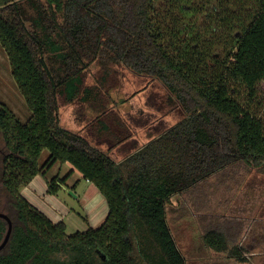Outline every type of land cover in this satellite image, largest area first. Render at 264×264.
Instances as JSON below:
<instances>
[{
  "label": "trees",
  "instance_id": "trees-1",
  "mask_svg": "<svg viewBox=\"0 0 264 264\" xmlns=\"http://www.w3.org/2000/svg\"><path fill=\"white\" fill-rule=\"evenodd\" d=\"M37 13L33 24L43 28L41 36L27 27L17 0L0 2V43L32 112L22 123L0 104V211L12 222L0 264H187L167 219L169 200L200 184L217 194L229 178L225 170L237 163L264 171V99L258 94L264 0H42ZM45 47L66 64L60 79L47 65ZM90 60L125 66L148 77L147 84L159 81L171 110L185 115L117 162L111 147H96L60 121L61 102L77 100L98 112L92 118L100 125L97 139L115 138L101 119L107 109L99 86L84 84ZM45 148L49 156L40 162ZM55 162H69L105 198L108 214L98 227L66 235L64 222H52L21 195L22 186ZM58 180L47 179L50 193ZM214 214L202 241L244 260V249L226 237ZM6 229L0 218V241Z\"/></svg>",
  "mask_w": 264,
  "mask_h": 264
},
{
  "label": "rangeland",
  "instance_id": "rangeland-1",
  "mask_svg": "<svg viewBox=\"0 0 264 264\" xmlns=\"http://www.w3.org/2000/svg\"><path fill=\"white\" fill-rule=\"evenodd\" d=\"M17 4L26 19L27 27L31 30H36L41 36L44 32L43 28L41 29L40 25H34L33 19L38 15L37 11L42 4V0H17ZM45 24L46 22L43 20L41 25L44 26ZM50 33L52 38L60 44V51H67V45L61 37L53 31H50ZM44 57L53 76L57 79L63 77L67 71L66 64L63 63L56 53L52 52L49 47H45ZM82 63H87V59H83ZM147 78L132 73L125 66L117 67L113 63H102L97 60H90L87 68L84 69V84H97L104 98L107 116H102V121L110 125L114 133L119 134V129L123 128V126L118 124L117 121H121L122 124L124 123L125 128L128 126L130 135L127 137V140L130 137L132 139L135 138V141L131 142V146L135 145L139 147L142 142H145L150 136H153L157 130H163L166 124H173L185 115L182 109L175 108L171 110L166 101L169 93L159 81L153 80L147 84ZM258 94L264 99V81L259 83ZM0 104L11 110L15 117L22 123H26L32 117V112L28 108L24 96L12 77L9 59L1 43ZM97 114L98 112L77 100L73 103H65L62 101L59 110V117L63 127L80 132L93 145L104 150L106 146L96 142L98 140L97 134L90 137L89 130L87 131L85 128L82 131V129L78 128L80 127V123L79 125L76 124L78 120L82 122L81 119L83 118L84 125L92 130L97 127L96 122L92 120ZM262 119L264 120V110L262 112ZM125 131L121 133L120 137L124 136ZM2 138L0 132V172L3 165L2 156L5 153V145ZM124 150H126V147L115 149V152L112 154L113 158L118 160L127 155V151ZM131 151L128 152L130 153ZM48 156L49 150L46 148L43 149L40 155V162H45ZM66 163L70 164L69 162ZM61 164L63 163L55 162L52 164L46 170V178H50L57 173L59 175L67 174L69 170L66 171L65 166H68V164ZM258 172L264 175V171L258 170ZM76 173L78 172L76 171ZM253 173L254 170L249 168V166L237 163L225 170L224 174L229 176V178L224 180L222 189L217 194L211 195L209 187L205 184H200L198 187L180 193L169 200L167 219L178 248L187 259V264H238L232 259L225 258L221 254H215L207 250L201 239L204 228L214 224L213 221L215 220L212 221L216 216L214 213L219 212L217 214L219 216V214L221 215L227 209L230 211L226 216L228 234L232 236L231 234L233 233L230 227L234 229L237 226V222L242 224L240 234L238 232L234 241L231 239V242H238L241 237H246L244 243L252 242L255 244V248L261 247L262 253H264L263 234L256 239L254 238L257 233L264 232V227L260 230V226H252V217H255L259 200L263 196V193L260 192L261 189L258 188L263 185L259 184L255 186L253 184L252 186L244 183V181L251 179ZM249 176L250 178L246 180ZM237 180L241 182H237ZM79 183L80 191L78 193H81L86 188V184L82 180ZM255 189L257 190L255 191ZM67 192L68 194L61 192V195L68 198L70 194L72 197H70V200L73 201L75 194H71L68 190ZM242 198L245 199L241 201ZM2 199L4 200L5 196L0 180V204ZM74 205H77L76 201ZM240 211L242 212L240 213ZM234 214H241L242 218L236 221ZM83 216L81 215L82 219H84ZM66 222V235L86 230V224L81 219H76L71 216ZM251 264H255V262H251ZM261 264H264V261Z\"/></svg>",
  "mask_w": 264,
  "mask_h": 264
},
{
  "label": "crops",
  "instance_id": "crops-1",
  "mask_svg": "<svg viewBox=\"0 0 264 264\" xmlns=\"http://www.w3.org/2000/svg\"><path fill=\"white\" fill-rule=\"evenodd\" d=\"M81 121L82 122H79L78 120L76 122L77 125L80 123V127L78 128L82 129V131H84L85 128L87 131L89 130L90 137L98 133L97 128L92 130L87 128L84 125L85 123L83 118ZM104 136L100 137L101 139H98L96 142L106 146L104 151H108V149L111 147V149L108 151L111 155L115 152V149H118L119 147H121V149L122 147H126V150L124 151H127V156L130 155L128 151L135 149L131 148V142L135 141V138L132 139V137H130V139H126L120 143L121 146H115L114 141L109 139L108 134H105ZM127 156L125 155L123 158ZM123 158H120L116 161L118 162ZM63 164L67 165L68 163L65 162ZM68 166H65L67 169L66 171L69 170L67 174H55L59 178V180L56 182L59 187L56 193H50L48 191V177L46 178V174H36L26 185L21 187L20 193L54 223L64 222L67 228L66 221L72 216L76 219L83 220L86 224V229L87 227H98L108 214L107 202L98 188L92 182L84 179L81 173L74 169L70 164H68ZM76 171L78 173H76ZM81 180L86 184V188L83 192H79V194V182H81ZM62 186H64L66 189ZM67 190H71L72 193L75 194L73 201L70 200L72 198L70 194L68 195V198H65L63 195H61V192L68 194ZM75 201L77 202V207L74 205ZM81 215H84V219H82Z\"/></svg>",
  "mask_w": 264,
  "mask_h": 264
},
{
  "label": "flooded vegetation",
  "instance_id": "flooded-vegetation-1",
  "mask_svg": "<svg viewBox=\"0 0 264 264\" xmlns=\"http://www.w3.org/2000/svg\"><path fill=\"white\" fill-rule=\"evenodd\" d=\"M168 96V95H167ZM109 111V110H108ZM111 117H113V116H111ZM113 118H115V117H113ZM102 122H104V121H102ZM105 123V122H104ZM117 123H118V121H117ZM105 124H107V123H105ZM96 126L97 127H100V125H99V123H96ZM125 127L123 126V128H121V129H119L120 130V134L119 133H114V131H113V133L115 134V138H113L114 140V144H115V146H119L120 145V143H122L124 140H126L127 139V137L129 136V127L128 126H126V131H125V129H124ZM71 131H73V130H71ZM124 131L126 132L125 134H124V136H121L122 137V141H119V137H120V135H121V133L123 132L124 133ZM73 132H75V131H73ZM78 133H80V132H78ZM118 136V138H117V136ZM98 143V142H97ZM121 146V145H120ZM248 178H250V176L249 177H247L246 178V180L248 179ZM255 178V179H254ZM244 183L245 184H250V185H252L253 186V184L256 186V185H259V184H261V185H263V186H260L258 189H261L260 190V192H262L263 193V196L260 198V200H259V204H258V206H257V210H256V215H255V217L253 216L252 217V222H253V224H252V226H255V227H258V226H260V230L264 227V175H262V174H259V172H258V169H256L255 168V170H254V173H253V180L251 181H249V180H247V181H244ZM257 189H255V191H256ZM243 199H245V198H242L241 199V201L243 200ZM241 209V208H240ZM229 209H227V211L226 210H224V212H222V214L220 215L219 214V219H218V222L220 223V226H221V229H222V231L226 234V233H228V231H227V220H226V216H227V214H228V212H230V211H228ZM242 211H240V213H241ZM219 213V212H218ZM234 216L236 217V221L238 220V219H241L242 218V215L241 214H239V215H236V214H234ZM214 222V221H213ZM230 228H232V230H233V233L231 234L232 236H230L229 238L230 239H233V241H234V238L236 237V235H237V233L239 232V234H240V230H241V228H242V224L240 223V222H237V226H235V228L233 229V227H230ZM204 231V230H203ZM261 234H263L262 236H264V232H261V233H257L255 236H254V238L256 239V238H258ZM202 236V235H201ZM226 237H227V234H226ZM201 239H202V237H201ZM246 239V237H241V239H239L238 240V242H234V244L235 245H239L240 247H242L243 249H244V252L241 254V256L242 257H244V260H239V259H236V258H234V257H229L228 255H227V253H226V251H221V252H219V253H216V252H214L212 249H210L209 247H207L205 244H204V242L202 241V243H203V245L205 246V248L207 249V250H209V251H211L212 253H215V254H221L222 256H224L225 258H227V259H232L233 261H235L236 263H238V264H251V262H255V264H261L263 261H264V253H262V249H261V247H256L255 248V244H253L252 242H249V243H244V240Z\"/></svg>",
  "mask_w": 264,
  "mask_h": 264
},
{
  "label": "water",
  "instance_id": "water-1",
  "mask_svg": "<svg viewBox=\"0 0 264 264\" xmlns=\"http://www.w3.org/2000/svg\"><path fill=\"white\" fill-rule=\"evenodd\" d=\"M63 188H65L64 186H62ZM66 189V188H65ZM71 194L74 195V193H72L71 190H68ZM0 218L4 219L7 223V229H6V233L3 237V239L0 241V251L5 247V245L8 242L11 230H12V222L10 220V218L3 212L0 211Z\"/></svg>",
  "mask_w": 264,
  "mask_h": 264
}]
</instances>
